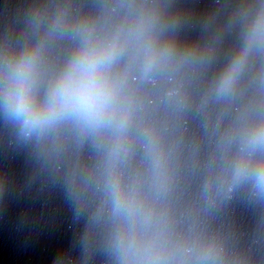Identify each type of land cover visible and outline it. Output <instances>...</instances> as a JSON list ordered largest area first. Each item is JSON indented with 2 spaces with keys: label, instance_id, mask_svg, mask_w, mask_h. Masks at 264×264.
<instances>
[{
  "label": "clouds",
  "instance_id": "9594fccd",
  "mask_svg": "<svg viewBox=\"0 0 264 264\" xmlns=\"http://www.w3.org/2000/svg\"><path fill=\"white\" fill-rule=\"evenodd\" d=\"M162 7L155 0H114L100 6L99 16L82 17L71 31L61 11L44 38L0 62V108L20 137L41 149L57 150L70 137L81 144L91 139L104 182L96 216L107 210L111 264H245L217 238L185 226L199 209H189L187 216L180 210L177 162L164 134L165 117L186 105L192 58L164 38ZM51 34L78 43L45 80L44 41ZM254 58L264 90V5L218 76V98L235 97ZM222 144L221 162L209 166L201 185L203 206L214 209L238 191L264 202V115L234 126ZM138 147L142 153L130 168ZM87 187L85 182L77 193L81 206L88 202ZM58 264L72 262L61 257Z\"/></svg>",
  "mask_w": 264,
  "mask_h": 264
}]
</instances>
